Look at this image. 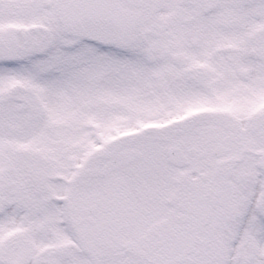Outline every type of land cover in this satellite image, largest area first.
Returning <instances> with one entry per match:
<instances>
[{"label":"snow or ice","instance_id":"6c2138e0","mask_svg":"<svg viewBox=\"0 0 264 264\" xmlns=\"http://www.w3.org/2000/svg\"><path fill=\"white\" fill-rule=\"evenodd\" d=\"M0 264H264V0H0Z\"/></svg>","mask_w":264,"mask_h":264}]
</instances>
